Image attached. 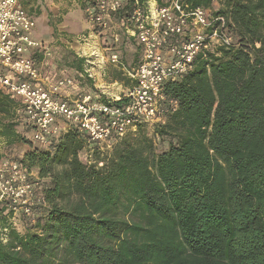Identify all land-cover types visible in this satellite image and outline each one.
Returning a JSON list of instances; mask_svg holds the SVG:
<instances>
[{"label":"trees","instance_id":"trees-1","mask_svg":"<svg viewBox=\"0 0 264 264\" xmlns=\"http://www.w3.org/2000/svg\"><path fill=\"white\" fill-rule=\"evenodd\" d=\"M220 4L230 41L165 84L177 107L154 127L158 151L141 128L87 161L78 129L36 144L20 101L0 90V137L27 147L19 162L46 204L32 231L0 199V264H264V0Z\"/></svg>","mask_w":264,"mask_h":264},{"label":"built area","instance_id":"built-area-1","mask_svg":"<svg viewBox=\"0 0 264 264\" xmlns=\"http://www.w3.org/2000/svg\"><path fill=\"white\" fill-rule=\"evenodd\" d=\"M85 13L88 22L102 31L117 19L138 44V60L126 70L131 85L118 95L98 87L99 93L68 99L60 95L71 83L67 78L45 86L34 60L42 44L30 36L36 26L34 17L21 0H0V90L20 101L37 142L51 143L58 118L84 133L92 144L116 141L144 125L164 122L177 107L165 84L191 69L198 53L229 40L222 32L221 16L210 18L207 9L188 7L184 0H94L87 2ZM110 61L121 62L116 51ZM29 177L22 163L3 162L0 199L14 207L22 205L28 212L37 183Z\"/></svg>","mask_w":264,"mask_h":264},{"label":"rangeland","instance_id":"rangeland-1","mask_svg":"<svg viewBox=\"0 0 264 264\" xmlns=\"http://www.w3.org/2000/svg\"><path fill=\"white\" fill-rule=\"evenodd\" d=\"M37 1L36 3L29 1L27 5L31 12H35L34 20L36 22L30 36L41 42L43 48L36 51L34 60L41 77L45 78L46 83L49 81L48 84L45 83V86L51 85L61 78L70 79L71 83L60 90V95L68 99H75L84 93H99L98 87L113 95H118L131 85L126 70L135 66L139 49L136 40L127 35L121 22L113 18L109 29L102 31L95 28L88 22L85 13L87 2L92 3L94 0ZM220 2L221 0H213L211 8H207L208 17L213 18L215 16L212 12L221 6ZM190 30L193 31L194 28L188 30V35ZM228 38L229 42L230 37ZM114 51L118 53L121 64L110 61V54ZM82 57L84 58L82 62L84 70L78 72L72 65L78 63V59ZM18 113H20L19 110ZM22 115L24 118L23 113ZM24 121L26 120L24 119ZM161 123L164 122H154L141 127L142 133L149 138L155 151L160 149V138L155 133L154 127ZM55 126L57 132L49 145L37 142L32 134L33 142L49 147L60 136L73 128L62 118L56 119ZM131 133L125 136L130 135L134 139L138 135ZM117 141L86 145L78 152V155L83 161L109 156L112 153L113 144ZM26 148L18 143L8 144L4 138L0 137V167L5 161L19 162V157ZM28 173L32 181H37L35 183V196L29 202L30 210L26 212L22 205L14 207L8 200L6 201L8 202V209L12 211L11 223L18 228L22 225V227H29L32 231H38V228L34 227L36 218L40 214L38 211L41 209L38 205L46 204L42 198L41 186L39 185L41 179L37 177L36 170L33 169L31 173ZM35 205L38 206V213L32 209Z\"/></svg>","mask_w":264,"mask_h":264},{"label":"crops","instance_id":"crops-1","mask_svg":"<svg viewBox=\"0 0 264 264\" xmlns=\"http://www.w3.org/2000/svg\"><path fill=\"white\" fill-rule=\"evenodd\" d=\"M31 2V3H36V1L37 0H21V4H22V6L34 17L35 16V12L33 13V12H31V10L28 8V5H27V3L28 2ZM38 2V1H37ZM26 6V7H25Z\"/></svg>","mask_w":264,"mask_h":264}]
</instances>
